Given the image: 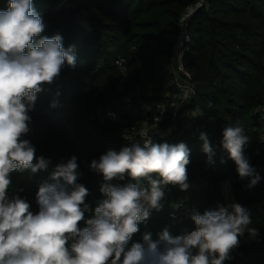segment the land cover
<instances>
[{
	"label": "trees",
	"instance_id": "1",
	"mask_svg": "<svg viewBox=\"0 0 264 264\" xmlns=\"http://www.w3.org/2000/svg\"><path fill=\"white\" fill-rule=\"evenodd\" d=\"M196 1L33 0L48 25L43 35L60 34L65 48L74 45L76 62L74 67L65 63L59 77L43 85L29 113L30 131L24 138L35 147L37 157L49 160L48 167L36 173L13 171L10 196L26 199L37 212L40 184L51 182L55 167L76 156L78 183L89 190L85 221L92 218L105 197L100 175L90 170L91 161L109 149L119 151L130 144L124 130L142 117V106L150 107L154 118L158 106L171 101L173 47L182 15ZM7 7L8 0H0V10ZM188 31L191 42L182 77L193 93L181 109L174 135L157 143L183 142L190 150L187 182L196 184L188 200L192 213L227 205L225 185L230 186L234 202L250 212V227L257 228L259 235L249 239L245 234L225 264H264V135L259 112L264 105V0H209L189 21ZM117 59H125V66L116 65ZM110 112L117 118H110ZM237 122L250 138L245 155L261 177L252 188L247 187V178H239L222 146L224 127ZM201 133L213 149L211 163ZM128 182L127 175L113 181ZM167 188L166 208L151 209L130 243L142 242L145 233L155 240L164 229L173 236L195 229L192 213L181 220L171 213L186 191L173 185ZM85 221L80 222L81 228Z\"/></svg>",
	"mask_w": 264,
	"mask_h": 264
},
{
	"label": "clouds",
	"instance_id": "2",
	"mask_svg": "<svg viewBox=\"0 0 264 264\" xmlns=\"http://www.w3.org/2000/svg\"><path fill=\"white\" fill-rule=\"evenodd\" d=\"M47 27L33 0H8L7 9L0 10V264H225L245 234L256 239L259 230L250 227V212L233 202L203 214L194 211L195 229L187 234L173 236L164 229L155 240L145 233L142 242L130 243L150 210L161 208L166 186L189 188L187 145L154 143L147 132L91 161L90 170L103 178L105 198L86 221L89 190L78 183L76 156L55 167L51 182L40 184L37 212L26 199L9 195L13 171L47 169L49 160L37 157L24 138L29 113L43 85L53 83L65 63L74 67L76 62L75 46L65 48L60 34L43 35ZM200 139L211 163L214 153L206 134ZM249 142L240 122L224 127L222 146L239 178H247L252 188L261 177L245 155ZM126 175L131 182L113 183Z\"/></svg>",
	"mask_w": 264,
	"mask_h": 264
},
{
	"label": "built area",
	"instance_id": "3",
	"mask_svg": "<svg viewBox=\"0 0 264 264\" xmlns=\"http://www.w3.org/2000/svg\"><path fill=\"white\" fill-rule=\"evenodd\" d=\"M209 0H197L194 4L188 6L179 25V33L174 43L172 52V69L175 75V92L172 95L171 101L166 105H160L157 109V114L154 118H151V108L148 106H142V117L137 118L133 123L127 126L124 130V135L130 140V143L139 141L142 139L140 133L147 132L151 136L154 143L160 140H166L172 137L177 130V123L180 118V112L185 103L191 98L193 89L188 85L182 75L185 73L184 58L186 52L189 50V44L191 42V36L188 31L189 21L192 20L196 14L203 9ZM116 65L124 67L126 64L125 59H117ZM125 80L123 78L122 82ZM127 104L131 103V98L126 99ZM262 119V134L264 135V105L259 110ZM110 118L116 119L117 115L114 112L109 113ZM100 181L103 182V178L100 175ZM165 196L161 201V208L163 210L167 206V192L168 188L164 189ZM193 210V206L188 201L182 198L177 200L172 208L171 213L175 219L189 218ZM195 254V250H194Z\"/></svg>",
	"mask_w": 264,
	"mask_h": 264
},
{
	"label": "rangeland",
	"instance_id": "4",
	"mask_svg": "<svg viewBox=\"0 0 264 264\" xmlns=\"http://www.w3.org/2000/svg\"><path fill=\"white\" fill-rule=\"evenodd\" d=\"M195 187V183L189 184V188L186 190V193L184 195H182V199L188 201L190 196H191V189L193 190V188ZM224 193H225V198H226V203L230 204L234 202V196H233V192L230 188L229 185H225L224 186Z\"/></svg>",
	"mask_w": 264,
	"mask_h": 264
},
{
	"label": "crops",
	"instance_id": "5",
	"mask_svg": "<svg viewBox=\"0 0 264 264\" xmlns=\"http://www.w3.org/2000/svg\"><path fill=\"white\" fill-rule=\"evenodd\" d=\"M190 184H192V183H190ZM195 187H196V184H195ZM195 187H194V188H195ZM194 188H193V189H194ZM191 191H192V189H191Z\"/></svg>",
	"mask_w": 264,
	"mask_h": 264
}]
</instances>
